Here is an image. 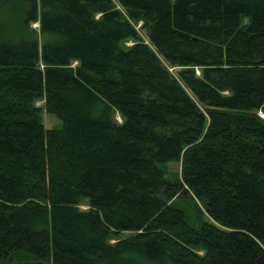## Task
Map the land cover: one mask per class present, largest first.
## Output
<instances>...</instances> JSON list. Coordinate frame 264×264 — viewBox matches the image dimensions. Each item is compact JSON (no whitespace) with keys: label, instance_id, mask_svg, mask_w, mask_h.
<instances>
[{"label":"trees","instance_id":"trees-1","mask_svg":"<svg viewBox=\"0 0 264 264\" xmlns=\"http://www.w3.org/2000/svg\"><path fill=\"white\" fill-rule=\"evenodd\" d=\"M133 259L264 264V0H0V264Z\"/></svg>","mask_w":264,"mask_h":264},{"label":"rangeland","instance_id":"rangeland-1","mask_svg":"<svg viewBox=\"0 0 264 264\" xmlns=\"http://www.w3.org/2000/svg\"><path fill=\"white\" fill-rule=\"evenodd\" d=\"M97 17L98 16H96L95 18H97ZM29 27L31 30L37 32V24L36 23H31L29 25ZM133 27H134V30L136 31L137 35L139 36V38L144 43H147V40H146L145 35H144V31L141 29V23L138 22L136 24H133ZM131 45H132V42L130 40H126L121 44V47L126 48V47H129ZM74 65L75 64H72V66H74ZM163 65L172 76H174V77L176 76V71H177L176 68H171L164 63H163ZM194 73L196 76H198L199 70L194 69ZM42 106H43V103L41 101L35 102V107L42 108ZM40 116H41L42 126L44 129H51V128L59 127V125H60L59 121L54 116L47 114L43 109H41ZM114 119L117 123L120 122L117 115H114ZM179 165H180L179 161L167 163L164 167L166 177L169 179H173V178L177 177L179 175V169H180ZM79 208L81 210H84V209H86V206L83 204ZM191 208L192 207L188 206L190 214L192 213ZM202 220L211 223L210 220L206 216H204V214L202 215ZM199 221L201 222V218L199 219ZM122 236H126V234H123ZM110 242L112 243L113 241L111 240ZM133 261H135V263H133V264H137L135 259H133Z\"/></svg>","mask_w":264,"mask_h":264}]
</instances>
